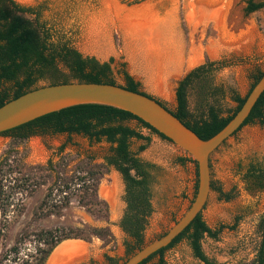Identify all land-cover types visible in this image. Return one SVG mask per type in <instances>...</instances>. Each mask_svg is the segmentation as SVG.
Segmentation results:
<instances>
[{
  "label": "rangeland",
  "instance_id": "374dc122",
  "mask_svg": "<svg viewBox=\"0 0 264 264\" xmlns=\"http://www.w3.org/2000/svg\"><path fill=\"white\" fill-rule=\"evenodd\" d=\"M15 1L30 7L46 2L48 9L43 16L49 25L65 34L84 56L94 57L99 62L97 56L107 58L105 62L113 59V78L119 85L125 84L122 72L130 74L125 48L134 47L133 44H152L148 51L167 57L163 71L158 73L168 78L172 70L176 90L181 79L206 59L224 63V67L215 70L213 79L224 91L223 105L228 109L236 106L230 91L245 97L252 88L254 76L264 71V10L247 15L248 0ZM110 53L114 55L109 57ZM140 85L144 92H149L142 83ZM154 97L171 110L177 107L176 97L171 101ZM191 104L195 105L194 97ZM127 125L150 137V142L131 140V149L138 152L141 146L147 145L138 156L155 166L151 170L153 213L144 232L146 245L165 234L192 205L197 191V165L193 161L180 163V158L190 156L173 142L141 128L137 121ZM8 142L9 138L0 136V156ZM25 149L28 165L58 163L63 156L71 158L67 167L71 174L87 156L93 157L95 163H104L110 144L76 134H57L34 136L28 140ZM251 164L264 167V127L259 123L245 125L210 157L214 186L233 196L226 201L212 190L202 212L204 221L212 229L226 226L218 239L206 237L202 241L205 254L219 264H255L262 240L259 225L264 218V189L257 188L254 181L245 177ZM47 188L43 187L32 197H17L23 200L26 209L10 228L6 247L12 246L16 234L31 222ZM99 196L109 205L108 221L88 213L72 199L71 206L62 216L42 219L38 226H109L113 241L105 243L98 238L91 242L64 241L46 264H123L128 260L131 255L127 243H131V239L120 226L126 210L125 184L114 167H110L102 178ZM31 246L27 245V248L31 249ZM68 246L81 250L79 253L61 251ZM165 260L167 264H203L195 258L186 239L167 250Z\"/></svg>",
  "mask_w": 264,
  "mask_h": 264
},
{
  "label": "trees",
  "instance_id": "16d2710c",
  "mask_svg": "<svg viewBox=\"0 0 264 264\" xmlns=\"http://www.w3.org/2000/svg\"><path fill=\"white\" fill-rule=\"evenodd\" d=\"M47 9L46 2L30 7L15 0H0V107L42 86L71 82L118 85L133 92L147 94L127 71L122 72L124 85L115 82L111 67L113 59L101 63L94 57L84 56L65 34L54 29L44 19L43 14ZM260 10H264V0L247 1V15ZM224 66L222 62L206 59L202 65L186 74L176 90L175 110L169 109L155 98L202 140L215 136L233 119L252 88L264 76V71H259L254 76L252 88L245 97L234 90L230 91V97L236 106L228 109L223 105L225 93L214 84L213 79L215 70ZM192 97L195 98L194 106L191 104ZM133 120L141 128L170 141L132 113L99 104L65 108L0 134L9 138L0 156V264H46L54 250L71 239L91 242L93 238H98L111 243L114 236L109 226H38L42 219L62 216L71 206L72 199L88 213L108 221L109 205L100 198L99 185L110 167H114L122 175L125 184L126 210L120 226L133 243H127L128 252L133 255L145 245L144 232L153 213L151 200L154 181L151 170L155 166L138 156L147 145L141 146L138 152L131 149L133 139L150 142V137L127 125ZM254 123L264 127V93L234 134L245 125ZM57 134H76L96 142L105 141L110 144L109 155L104 163H95L93 157L87 156L71 174H68L67 167L72 159L67 156H63L58 163L49 162L46 165H28L25 162L26 143L30 138ZM179 161L183 165L188 161L195 162L192 157L180 158ZM245 177L254 181L257 188L264 189L263 166L251 164ZM45 186H48L47 192L31 222L16 234L14 244L6 247L10 228L26 209L23 200L17 197H32ZM211 188L226 201L233 198L230 193L215 187L213 182ZM259 227L262 240L255 264H264V218ZM225 228L226 226H221L217 230L212 229L200 213L169 246L141 264H148L154 259H157L155 264H167L166 251L184 239L188 241L195 258L203 264H219L205 254L202 241L206 237L218 239ZM27 245H32V248H27Z\"/></svg>",
  "mask_w": 264,
  "mask_h": 264
},
{
  "label": "water",
  "instance_id": "95a60500",
  "mask_svg": "<svg viewBox=\"0 0 264 264\" xmlns=\"http://www.w3.org/2000/svg\"><path fill=\"white\" fill-rule=\"evenodd\" d=\"M264 93V76L252 88L244 105L215 136L202 140L159 102L118 85L71 82L45 85L0 107V134L47 114L81 104H99L124 110L137 116L183 151L197 165V191L185 214L161 237L137 250L123 264H141L169 246L203 212L212 191L210 157L246 121Z\"/></svg>",
  "mask_w": 264,
  "mask_h": 264
},
{
  "label": "crops",
  "instance_id": "0c3cea01",
  "mask_svg": "<svg viewBox=\"0 0 264 264\" xmlns=\"http://www.w3.org/2000/svg\"><path fill=\"white\" fill-rule=\"evenodd\" d=\"M133 46L125 48L129 72L133 79L136 82L142 83L149 91L147 94L150 96H159L165 101L174 99L176 97V89L173 79L174 74L171 73L172 70H168V78H163L158 73V71H163V64L168 62L167 57L154 51H148L152 47V44H133ZM113 55L110 53L108 56L111 57ZM97 57L101 62L107 61V58L103 56ZM156 63L159 65L158 67H156Z\"/></svg>",
  "mask_w": 264,
  "mask_h": 264
},
{
  "label": "bare ground",
  "instance_id": "6f19581e",
  "mask_svg": "<svg viewBox=\"0 0 264 264\" xmlns=\"http://www.w3.org/2000/svg\"><path fill=\"white\" fill-rule=\"evenodd\" d=\"M118 184V183H117ZM104 192V190H102V193ZM67 248V249H66ZM79 250H81V249H79L78 247H75V248H73V247H63V249L61 248V251H68L69 253H73V252H75V253H79ZM73 257V256H72ZM69 258V257H68ZM72 259H70V261H71ZM69 263V262H68Z\"/></svg>",
  "mask_w": 264,
  "mask_h": 264
},
{
  "label": "flooded vegetation",
  "instance_id": "af4514ba",
  "mask_svg": "<svg viewBox=\"0 0 264 264\" xmlns=\"http://www.w3.org/2000/svg\"><path fill=\"white\" fill-rule=\"evenodd\" d=\"M139 1H141V0H134V2H139ZM153 97V96H152ZM133 174V173H132ZM122 176V175H121Z\"/></svg>",
  "mask_w": 264,
  "mask_h": 264
}]
</instances>
